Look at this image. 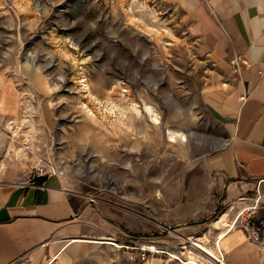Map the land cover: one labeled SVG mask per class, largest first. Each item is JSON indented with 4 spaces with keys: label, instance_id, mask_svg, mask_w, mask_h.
<instances>
[{
    "label": "rangeland",
    "instance_id": "obj_1",
    "mask_svg": "<svg viewBox=\"0 0 264 264\" xmlns=\"http://www.w3.org/2000/svg\"><path fill=\"white\" fill-rule=\"evenodd\" d=\"M220 74L178 0H0L14 102L0 116V183L50 164L91 200L117 245L73 264H139V246L154 247L150 264H212L190 241L216 254L236 214L215 223L225 209L202 158L219 127L201 94Z\"/></svg>",
    "mask_w": 264,
    "mask_h": 264
},
{
    "label": "crops",
    "instance_id": "obj_2",
    "mask_svg": "<svg viewBox=\"0 0 264 264\" xmlns=\"http://www.w3.org/2000/svg\"><path fill=\"white\" fill-rule=\"evenodd\" d=\"M178 2L187 12L191 33L221 73L201 94L219 127L211 137L213 148L202 154L220 188L217 204L225 209L215 223H227L235 212L254 204L257 193L254 216L264 221V0ZM13 107V96L4 91L0 78V116L11 114ZM30 171L19 183H0V264H73L84 259L109 237L103 235L93 203L59 175L34 178ZM216 242L217 256L203 246L210 260L264 264V229L254 240L234 228L219 234Z\"/></svg>",
    "mask_w": 264,
    "mask_h": 264
},
{
    "label": "built area",
    "instance_id": "obj_3",
    "mask_svg": "<svg viewBox=\"0 0 264 264\" xmlns=\"http://www.w3.org/2000/svg\"><path fill=\"white\" fill-rule=\"evenodd\" d=\"M31 176L34 178H42L50 175H58L57 170L53 165L46 164L40 167H34L30 171ZM260 200V195L257 193L255 197V203L244 207L237 211L233 220L231 221V228L239 225L242 230L245 232L246 236L249 239L257 240L264 229V221L258 222L255 219V211L258 207V201ZM136 258L139 264H150V253L154 249H151L148 246H139L136 248ZM219 264H225L223 261H220Z\"/></svg>",
    "mask_w": 264,
    "mask_h": 264
},
{
    "label": "bare ground",
    "instance_id": "obj_4",
    "mask_svg": "<svg viewBox=\"0 0 264 264\" xmlns=\"http://www.w3.org/2000/svg\"><path fill=\"white\" fill-rule=\"evenodd\" d=\"M168 134H169L170 139L174 140L175 134L173 132H171V131H168ZM184 138L185 137H182V139H184ZM224 225H226V227H227V229L225 230L226 232H228V231H230L232 229L229 224H224ZM106 239H109L110 242H108V243L117 245V244H115L113 242V238L112 237H103L102 238V240H106ZM190 246L193 247V248H196L200 253L204 252L207 255L210 254V252L208 250H206L205 247L199 245V243L197 244V243H195L193 241H190ZM148 247H150L151 249H154L153 246H148ZM208 256H211V258H212V255H208ZM213 259H215V261H217L218 264H219L220 260H218L217 258H214V257H213ZM215 261H213V262L215 263ZM190 262L194 263V264H198V263L195 262V259L192 256L190 257Z\"/></svg>",
    "mask_w": 264,
    "mask_h": 264
}]
</instances>
